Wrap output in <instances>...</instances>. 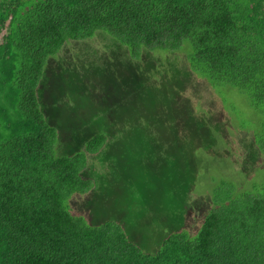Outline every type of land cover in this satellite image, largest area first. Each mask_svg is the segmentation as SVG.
Returning a JSON list of instances; mask_svg holds the SVG:
<instances>
[{"label":"trees","instance_id":"1","mask_svg":"<svg viewBox=\"0 0 264 264\" xmlns=\"http://www.w3.org/2000/svg\"><path fill=\"white\" fill-rule=\"evenodd\" d=\"M97 34L118 43L132 61L141 62L144 52H181L188 73L211 90L222 115L230 117V111L220 91L232 89L264 117V0H0V72L9 75L0 81V264H264V185L251 189L250 178L242 179L244 170L235 166L238 158L218 152L227 145L223 128L238 138L243 132L252 138L248 159L260 155L264 167V120L256 134L231 119L225 127L216 110L199 106L188 116L177 91L169 117L158 116L153 127L144 122L152 111L145 100L149 92L158 97L161 88L146 80L137 89L127 77L122 84L133 88L132 97L136 90L135 99L107 105L102 95L98 103L105 107H94L95 124L87 130L84 123L77 129L71 124L78 116L60 119L70 125L64 126L45 114L39 95L49 60L65 44ZM119 110V120L129 114L122 120L125 129L110 133L109 127H119ZM161 122L177 130L163 129ZM184 130L193 135L190 141ZM177 133L181 145L175 146ZM109 145L119 152L107 158ZM144 148L149 157L139 160ZM164 148L173 159L165 158L158 165L163 174H157L150 151L160 155ZM124 152L125 162L115 165ZM202 154L229 156L241 174L207 192L208 208L191 232L184 204L196 190V158ZM95 162L108 164L106 177L116 173L117 184L123 177L130 184L138 179L143 189L146 178L160 179L152 189L144 187L151 217L138 228L128 215L98 220L101 209L89 219L73 212L74 194L97 195L87 173ZM101 189L99 195L107 197ZM101 211L109 214L108 208Z\"/></svg>","mask_w":264,"mask_h":264},{"label":"rangeland","instance_id":"2","mask_svg":"<svg viewBox=\"0 0 264 264\" xmlns=\"http://www.w3.org/2000/svg\"><path fill=\"white\" fill-rule=\"evenodd\" d=\"M144 53L141 62L136 60L132 61L133 59L128 57L123 47L103 34H97L93 38L85 41H71L65 44L58 56L49 60L45 73L46 77L41 85L39 96L45 108V114L51 120L53 119L55 123H61L64 126L70 125L64 124L63 122L59 123L60 119L72 118L73 120V117L78 116L83 122L79 123L80 119L78 118L76 121L75 119L71 121V124L77 129L84 128V123L85 126H87L85 128L87 130L88 126L95 124L93 123L96 117L95 108L102 107L101 110H103L105 107L98 103L102 95L107 105H110L109 103L114 101L131 102L132 99H135L137 96L136 90L134 91L135 95L132 97L133 92L131 89L133 88H130L131 86H126V83L122 84V82L125 81V77H127V82H130L131 79L135 81V87H137V89L139 88L137 85H141L146 80L154 81L157 85V90L161 88L158 97H155L154 94L151 95V92H149L145 100L148 108L152 109V111H148V119L144 122H151L153 127L156 125L154 123L158 116L161 119L166 115H170L171 105L175 100L173 95L179 91L183 99V104L181 105L182 111L188 114V116H191L193 113L196 114L199 106V110H201V107L211 111L216 110L213 111V113H215L219 122L223 121L222 123H224L223 125L225 127H230L232 121V124L236 127L239 125L240 127L250 128L258 134V129H260L264 117L255 115L251 111L245 96H242V94L232 89H228V91L222 90L223 92L220 91L222 95L221 98L228 104V109L230 111V117L222 115L221 113L223 110L220 107L214 108L216 106L215 104L218 103V99L215 101L213 100L211 90L204 84L195 80L193 75L191 76L188 73L181 52L162 53L163 56L159 54V52L154 54L150 52ZM8 76L7 73L0 72V81H6V79L9 78ZM121 85L126 87H120ZM126 89L129 90L126 91ZM0 91L2 92L5 90L1 89ZM91 103H93L92 107L87 109V105ZM84 107L85 109L81 110ZM153 109L157 110L153 111ZM121 111L122 110L117 111L115 121L118 120L119 122L121 120L118 119ZM146 112L147 110L143 111V109L140 111L142 115ZM83 113L86 114V118H84ZM122 116V120H127L126 117H128L129 114L126 113ZM136 118L138 117L136 116ZM122 120L120 124L117 125L119 126L118 129L109 127V132L117 133V130H120V128L124 130L125 121ZM54 122L52 123L54 124ZM131 124H133V122ZM168 126H171V130H177L176 125H171L169 122H167V124L166 122H161L159 127L165 129ZM184 132L182 131V134L190 141L193 135L191 136V134H188L185 130ZM221 132L225 135V143H227V145L226 147L220 148L218 152L221 155H235L238 158L235 166L238 169L242 167V170H244L242 173L245 175L242 176V179L250 178L246 184L251 187V189H254V187L261 188L264 185V167L260 166V155L256 158L254 157L253 160H250L251 158L248 159L251 156L249 153L252 152L251 149H253L251 143L252 138L248 135L244 137L243 132L239 133L240 137L238 138L227 128H223ZM239 134H237V136H239ZM118 139L119 138H117L116 141H118ZM180 140V134L177 133L175 137V146L181 145ZM183 145L184 143H182V146ZM125 146L129 150L131 149V153L135 154L133 144L126 142ZM110 148H112V146L109 145L103 156L105 155L109 158L116 152H119L116 148L112 150H110ZM136 151L138 152V150ZM145 152L146 149H142L139 160L149 157V155H145ZM215 152L217 153V150H215ZM165 158L173 159L170 148H164L163 152H160V155L150 151V161L154 171L155 168H157V174L162 173V169L158 165L161 163L164 165L166 163ZM197 158L196 162H200V170L198 179L195 182V189L199 192L194 194L196 190H191L188 194L189 200L187 199L184 204L186 209L184 214L185 221L189 230H192L191 232H194L200 224L203 214L208 208L207 203L209 198L207 192H211L213 188L212 194H214L221 181L234 182L232 179L241 174L240 170L237 171L233 169V162L229 156L225 158H215L202 154ZM125 160L126 157L124 152V157H119L115 165H118L120 162L124 163ZM241 161H245V163L240 166L238 162ZM252 161H256V163ZM246 162L248 163L246 164ZM256 165L258 168L254 171ZM108 169V164L106 163L97 164V162H95V164H92V167L88 169L87 173L91 177H94L97 186V195L94 194L91 196V192L83 195L74 194L69 200L73 212L83 214L89 219V217H93L94 215L93 209L102 210L108 208L109 214L102 213V211L99 210L100 213L97 215L98 220L128 215L138 228L144 220L151 217L147 215L149 201L148 196L146 197V192H144L146 190L144 187L147 186L152 189L155 183L157 185L160 184L157 182L160 179H157V176L156 179H151L150 177L149 179L146 178L143 182L144 186L142 185L143 190L139 185L138 179H133L132 184H130V182H127L128 180L123 177L121 181H118L120 185L115 183V181L118 180V175L116 173H111V178H107L106 175L109 174L107 173ZM150 175L152 176L153 173H150ZM162 179L163 178H161V180ZM104 181L107 183H104ZM103 186L105 190L108 191L107 197H101V195H99ZM154 199L151 203L153 206L157 204V202H153ZM166 199L167 197L165 196L162 201L166 202ZM92 201L94 202L91 205ZM105 205H107V207ZM123 226L126 227V225Z\"/></svg>","mask_w":264,"mask_h":264}]
</instances>
